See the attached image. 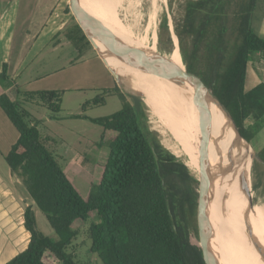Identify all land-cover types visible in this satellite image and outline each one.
<instances>
[{"label": "trees", "instance_id": "trees-1", "mask_svg": "<svg viewBox=\"0 0 264 264\" xmlns=\"http://www.w3.org/2000/svg\"><path fill=\"white\" fill-rule=\"evenodd\" d=\"M260 1L264 19V0H183L180 19L172 18L188 85L193 92L223 108L248 142L264 130V82L251 89L245 86L252 55L264 54V38L252 27ZM120 2L98 0L103 19L119 40L124 25L118 18ZM147 6L143 36L132 35V51L137 60L143 57L156 15V10ZM60 36L75 50L74 62L94 52L75 15L73 24L54 38ZM171 41L169 21L164 16L158 28L159 46ZM9 79L7 65L3 64L0 83ZM62 94L16 88L17 99L13 101L0 93V110L18 133L4 160L32 203L23 212V228L29 234V242L5 264H77L75 241L82 233L90 243L89 253L102 264H211L207 203L202 212L204 224L201 228L198 225L199 194L194 187L198 182L157 142L150 143L128 98L137 105L140 100L127 98L117 86L103 90L93 100V105L104 104L105 97L113 95L121 101V109L109 117L89 119L102 128L97 146L106 145L107 149L106 159L98 167V176L90 182L84 198L49 149L48 140L39 133L34 118L22 107L23 103L35 102L49 110L54 119L61 109ZM201 112L237 141L219 110L212 107L210 115ZM199 138L236 158L231 149L201 134ZM258 155L264 163V147ZM208 166L223 177L241 182L223 166L211 162ZM32 205L44 215L54 233L52 237L38 230ZM232 212L224 204L209 209L210 216L224 230L231 250L244 264L245 235L236 217L241 223L243 218ZM76 223H81L82 229L75 228ZM254 227L258 237L257 264H264V225L255 222ZM191 234L195 235L196 243L191 242ZM202 243L206 250H202Z\"/></svg>", "mask_w": 264, "mask_h": 264}, {"label": "rangeland", "instance_id": "rangeland-1", "mask_svg": "<svg viewBox=\"0 0 264 264\" xmlns=\"http://www.w3.org/2000/svg\"><path fill=\"white\" fill-rule=\"evenodd\" d=\"M35 2L36 0H0V12L3 13L1 15L3 19L7 18L17 8L20 9L21 13L16 31H9V36L5 35V20L0 22V73L2 61L6 56L5 46L10 45L7 40L11 41L13 50L24 51L28 47L27 39L32 42L37 38L32 53H27V50L24 51L26 63L22 66L17 65V67H21L17 75L12 76L13 80L6 81L5 84H15L21 91L63 92L61 109L54 119L51 118L52 114L49 110L35 102L23 103L22 107L34 118L39 133L48 140L49 149L56 155L60 165L64 167L78 193L85 198L89 192L90 182L98 176V167L106 159L107 149L106 145L102 148L97 146V143L100 142L102 128L90 122L89 119L111 116L121 109V101L116 96L111 95L105 97L104 104L93 105V100L103 90L113 89L116 86L114 78L104 66L98 53L95 51L88 52L80 60L74 62L76 53L72 45L65 41L62 36L54 38L58 32H62L73 24L70 0H51L45 13L38 11L36 9L38 7L35 8ZM146 4H149L147 6L149 9L154 8L156 10L153 24V30L157 34L155 54L161 56L162 64L160 65L156 59L155 65L168 75L178 77V74L184 72V69L181 68L183 64L172 30V18L180 19L183 0H121L122 9L118 12V18L127 25H132L136 20H139L136 29L133 30L134 36H143V29L148 19L146 16L148 13L144 12ZM127 7L129 8L128 11H126ZM262 9L263 2L260 1L253 16L252 27L264 38ZM33 10L35 12L34 24H36L33 26L34 28L32 29L29 23H26L25 27L22 26ZM164 16H167L169 21L172 41L171 44L165 43L163 46H159L158 28ZM45 24L46 27H44ZM6 25L8 26L7 23ZM22 27L24 28L22 29ZM13 33H15V37L13 35L12 38ZM151 36L152 31L148 35L147 42H145L144 47L146 49L151 47ZM252 56L248 63L246 89H251L257 83L264 82V54L261 57L257 54ZM169 85L176 90L175 86ZM192 92L193 90L187 83L180 94L193 104ZM128 97L130 96L128 95ZM128 100L136 108L139 123L150 143L157 142L174 160L186 168L189 176L198 182L194 187L198 193L202 192L205 197L206 212L210 227L213 230L210 248L216 254L220 264H241L231 250L224 230L220 228L216 219L209 214V209H216L218 205L223 204L211 200V193H213L212 178L205 176L200 168L196 169L189 164L188 157L180 153L178 144L170 134L165 129L158 127V123L151 117L142 98H140L139 105L131 98ZM193 105L196 107L195 104ZM76 116L82 118H76ZM190 133L195 138L200 139L199 134L194 130L191 129ZM17 137L18 133L0 110V149L6 153L9 147L15 143ZM168 141L175 144L179 153L171 154V151L166 148ZM250 145L252 154L258 153L264 147V130L256 135ZM251 160L250 190L247 187L248 193L253 194L254 203L264 202V164L252 157ZM205 164L208 165V161H205ZM200 184L204 186L205 190L199 188ZM4 185L5 193L7 190L10 192V196L5 198V206L0 208V264L6 263L16 254L22 252L28 244L29 234L23 228V212L27 206L32 204L24 192L21 181L16 177L11 179L7 164L0 159V186L4 187ZM32 211L38 230L45 236L52 237L54 233L44 215L34 205H32ZM80 227L82 229L81 223L75 224V228ZM191 242L196 243L194 234H191ZM75 244L77 245V264H102L95 255L89 253L90 243L85 239L83 233L75 241Z\"/></svg>", "mask_w": 264, "mask_h": 264}, {"label": "bare ground", "instance_id": "bare-ground-1", "mask_svg": "<svg viewBox=\"0 0 264 264\" xmlns=\"http://www.w3.org/2000/svg\"><path fill=\"white\" fill-rule=\"evenodd\" d=\"M81 7L98 23L100 22L99 30H101L102 35L104 36L108 32L115 42V44H112L113 46H109L111 58L108 62L110 66L123 77L125 84L131 82L134 89L142 93L143 102L148 107L151 117L156 120L159 128L165 129L170 134L178 144L180 153L188 157L189 164L196 169L200 168L205 176L212 178L213 193H211V200L222 202L231 212L242 215L243 223L232 212L245 235L244 264H257L258 237L254 226L255 222L264 225V202L254 203L253 194L248 193L247 187L250 190L252 166L251 150L246 149L241 143L213 124L197 106L195 107L190 100L180 94L183 90L176 88L177 92L166 81L143 72L136 65L127 66L124 63L125 60L136 59L132 51V35L138 20L132 25L124 23L122 38L119 40L115 32L103 19L98 0H81ZM151 31V47L148 49L144 47L142 59L154 64L157 34L153 27ZM104 37L107 38V36ZM101 50H103L102 47ZM181 68L184 69L183 66ZM134 98L140 100L138 97ZM191 129L206 136L221 147L231 149L236 158L219 151L212 144H207L201 139L195 138L190 133ZM166 148L171 151V154L179 153L175 144L170 141L166 142ZM204 160L231 170L241 179V182L217 174L205 164Z\"/></svg>", "mask_w": 264, "mask_h": 264}, {"label": "water", "instance_id": "water-1", "mask_svg": "<svg viewBox=\"0 0 264 264\" xmlns=\"http://www.w3.org/2000/svg\"><path fill=\"white\" fill-rule=\"evenodd\" d=\"M70 9L72 10L73 15H75L77 21L80 23V25L86 31L94 51L96 53H98V56L100 57L104 66L107 68L109 73L114 78L115 84L118 87V89L120 90V92L126 96L129 95V96L142 98L143 97L142 93L139 92L138 90H135L133 87V84L131 82H128V84L127 83L125 84L123 77H121V75L113 67H111L109 62H108V60L111 58V56L109 54V52H111L109 50V46H113L112 45L113 43L115 44V42L112 40L113 38L111 37V35L108 32L104 34V36H107L108 39L102 35L101 30H99V25H100L99 23L100 22L98 23V21L95 18H93L89 13H87L81 7V0H70ZM101 47L103 48V50H101ZM156 59H157L158 63L161 65L162 64V58L159 55H156L155 60ZM120 61L124 62L122 60H120ZM124 63L127 66L136 65V67L138 66V68H140V70H142L143 72L150 74V75H153L155 77H158V78L166 81L167 83L175 86L176 88H178L180 90H184V86L187 84V77H186L185 70H184V72H180L178 74V77H176L174 75H168L167 73L163 72L161 69H159L155 65V62H154V64H151V63H148V61H146L144 59L138 58V60L137 59L125 60ZM192 102L198 108H200L201 110H203L205 113H207L209 115L211 114V108L212 107L219 110V112L222 114L225 121L229 124V128L232 129V132L234 133V136L237 139V141L241 144H244L245 147H248L252 152L250 142H248L247 140H245L241 136V134L239 133V131H238L235 123L233 122L231 116L223 108L216 105L210 99H208V98H206V97H204V96H202L196 92H192ZM252 158L259 161L260 163H263L262 160L260 159L258 153H253ZM199 188L201 190H205V188L202 184H200ZM198 194H199L198 225H199V228H201V226L204 224V216H203L202 212L205 209L204 206H205V203H207V202H206L205 197H204L202 192H200ZM171 219H172V217H171ZM173 228L175 231V227H173ZM212 237H213V230L209 226V232H208L209 243L211 242ZM201 248H202V250H206V247L203 243L201 244ZM209 253H210L211 264H220V261L218 260L216 254L211 250L210 247H209Z\"/></svg>", "mask_w": 264, "mask_h": 264}, {"label": "crops", "instance_id": "crops-1", "mask_svg": "<svg viewBox=\"0 0 264 264\" xmlns=\"http://www.w3.org/2000/svg\"><path fill=\"white\" fill-rule=\"evenodd\" d=\"M50 2H51V0H36L35 8L38 7V8H36V9H38V11H43L42 13H45L47 11L46 8L48 6V3H50ZM2 14L3 13L0 12V22L5 20V24H4L5 35L6 34L8 35L9 31L10 32H12V31L15 32L16 31V26L19 25L18 24L19 19H21V16L19 17V15H21L20 9L17 8L15 10H13L12 13L10 15H8L7 18L5 17V19L2 18V16H1ZM6 23L8 24V26L6 25ZM26 23L27 24L29 23V25L32 27V29L34 28L33 26L36 25V24H34L35 23V12H34V10L32 12H30V14L28 15V18L25 19V23L22 26L25 27ZM24 27H22V29ZM44 27H46V24L44 25ZM23 31H24V33H26L25 30H23ZM13 35L15 37V33L12 34V38H13ZM7 41L10 42V45H8V46L6 45L5 46L6 47V50H5L6 56H5V59H3L2 64H6L7 65V75L9 76V78H10L9 81H10V80H13L12 76H16L18 71L21 68V67H17V65L20 64L22 66L23 64L26 63V58L23 55L24 51L27 50V53H32V49L35 48V44L37 42V38H35L32 42H29V40L27 39L28 47L24 51H22V50L19 51V49L18 50H13V45L11 44V41L10 40H7ZM16 88H18V87L15 84H13V85L11 84L10 85V84H5V82H4V83H2V85H0V93L3 92L5 94H7L13 101H15L17 99V97H16ZM25 91H27V90H25ZM10 147L6 151V153H5V151H2L0 149V159L3 160L4 162H5L4 157L8 153V151L10 150ZM10 177H11V179H13L14 176H12L11 173H10ZM9 196H10V192H8L6 190V193H5V185H4V187L0 186V208L5 206V198H7V197L9 198ZM25 248L26 247H24V249Z\"/></svg>", "mask_w": 264, "mask_h": 264}]
</instances>
